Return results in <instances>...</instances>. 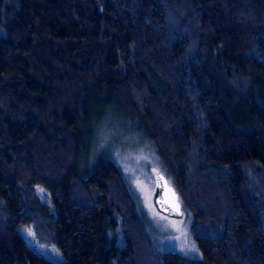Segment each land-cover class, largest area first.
Wrapping results in <instances>:
<instances>
[{
  "label": "trees",
  "instance_id": "1",
  "mask_svg": "<svg viewBox=\"0 0 264 264\" xmlns=\"http://www.w3.org/2000/svg\"><path fill=\"white\" fill-rule=\"evenodd\" d=\"M114 116L199 257L160 250L116 162L89 163ZM21 225L64 264H264V0H0V264H53Z\"/></svg>",
  "mask_w": 264,
  "mask_h": 264
},
{
  "label": "rangeland",
  "instance_id": "2",
  "mask_svg": "<svg viewBox=\"0 0 264 264\" xmlns=\"http://www.w3.org/2000/svg\"><path fill=\"white\" fill-rule=\"evenodd\" d=\"M129 126L132 124L121 116H114L104 122L91 144L92 149L87 156L89 163L101 152L116 162L131 190L147 231L160 250L174 251L189 258L199 257V250L190 235L189 214L183 212L181 218H170L154 208L152 196L155 187L151 175L159 170L165 173L150 146L141 142L140 136L132 132ZM36 192L40 200L50 208L42 189L37 187ZM17 230L35 253L49 259L53 264H64V258L57 247L39 243L30 227L21 225Z\"/></svg>",
  "mask_w": 264,
  "mask_h": 264
},
{
  "label": "water",
  "instance_id": "3",
  "mask_svg": "<svg viewBox=\"0 0 264 264\" xmlns=\"http://www.w3.org/2000/svg\"><path fill=\"white\" fill-rule=\"evenodd\" d=\"M154 193L153 206L160 213L167 217L181 218L183 215V208L181 207L179 197L174 187L168 183L166 176L159 170L152 173ZM163 177V179H161ZM173 192L175 196H173ZM179 203V211L176 210L175 204Z\"/></svg>",
  "mask_w": 264,
  "mask_h": 264
},
{
  "label": "snow or ice",
  "instance_id": "4",
  "mask_svg": "<svg viewBox=\"0 0 264 264\" xmlns=\"http://www.w3.org/2000/svg\"><path fill=\"white\" fill-rule=\"evenodd\" d=\"M161 179H163V177H161ZM173 196H175V193L173 192ZM175 208L177 211H179V203H176L175 204Z\"/></svg>",
  "mask_w": 264,
  "mask_h": 264
}]
</instances>
